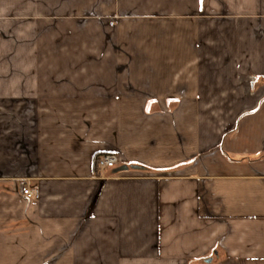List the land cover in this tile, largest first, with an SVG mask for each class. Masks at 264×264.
<instances>
[{
  "label": "crops",
  "instance_id": "0c3cea01",
  "mask_svg": "<svg viewBox=\"0 0 264 264\" xmlns=\"http://www.w3.org/2000/svg\"><path fill=\"white\" fill-rule=\"evenodd\" d=\"M0 264H264V0H0Z\"/></svg>",
  "mask_w": 264,
  "mask_h": 264
},
{
  "label": "built area",
  "instance_id": "2783aa9c",
  "mask_svg": "<svg viewBox=\"0 0 264 264\" xmlns=\"http://www.w3.org/2000/svg\"><path fill=\"white\" fill-rule=\"evenodd\" d=\"M118 163V157L116 154L113 153H106L102 154L97 158V167L98 168H113ZM171 174L175 173H164L160 176L167 177L171 176ZM22 194L28 198H38L39 192L37 190H32L27 187H22Z\"/></svg>",
  "mask_w": 264,
  "mask_h": 264
},
{
  "label": "water",
  "instance_id": "95a60500",
  "mask_svg": "<svg viewBox=\"0 0 264 264\" xmlns=\"http://www.w3.org/2000/svg\"><path fill=\"white\" fill-rule=\"evenodd\" d=\"M130 167H132V168H137V169H142V167H140V166H130ZM129 167L128 166H126V165H121V166H119V167H117L115 170H114V172H118V171H123V170H127Z\"/></svg>",
  "mask_w": 264,
  "mask_h": 264
},
{
  "label": "trees",
  "instance_id": "16d2710c",
  "mask_svg": "<svg viewBox=\"0 0 264 264\" xmlns=\"http://www.w3.org/2000/svg\"><path fill=\"white\" fill-rule=\"evenodd\" d=\"M100 155H102V154H95V156H94V167L97 166V158H98ZM130 166H133V165H130ZM134 166H139V165H134Z\"/></svg>",
  "mask_w": 264,
  "mask_h": 264
},
{
  "label": "rangeland",
  "instance_id": "374dc122",
  "mask_svg": "<svg viewBox=\"0 0 264 264\" xmlns=\"http://www.w3.org/2000/svg\"><path fill=\"white\" fill-rule=\"evenodd\" d=\"M44 30H45V31H43L42 34H46V35H47V34H48V29L45 28Z\"/></svg>",
  "mask_w": 264,
  "mask_h": 264
}]
</instances>
